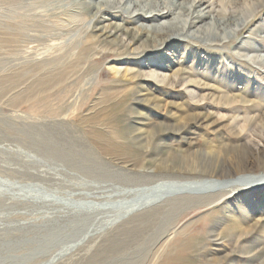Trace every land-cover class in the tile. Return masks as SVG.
Returning a JSON list of instances; mask_svg holds the SVG:
<instances>
[{"label": "rangeland", "instance_id": "obj_1", "mask_svg": "<svg viewBox=\"0 0 264 264\" xmlns=\"http://www.w3.org/2000/svg\"><path fill=\"white\" fill-rule=\"evenodd\" d=\"M88 1L0 0V264H264V191H172L123 212L184 167H264V0L214 4L239 20L229 35L251 18L234 38L206 19L168 44H131L135 26ZM94 31L127 47L95 61Z\"/></svg>", "mask_w": 264, "mask_h": 264}, {"label": "bare ground", "instance_id": "obj_2", "mask_svg": "<svg viewBox=\"0 0 264 264\" xmlns=\"http://www.w3.org/2000/svg\"><path fill=\"white\" fill-rule=\"evenodd\" d=\"M217 1H222V0H212L208 8L200 9L201 7L200 3H202L203 0H193V2L190 5L184 2L179 3L178 1H174V0H168V1L167 0H159V1L89 0L88 2H85V9L94 10L95 12L92 16L96 18L97 15L102 12H109L115 14L122 13L123 16L126 17V19H124L126 21V24L134 25L135 26L134 30L137 31V36H134L130 41L131 44L132 43L136 44L141 42L142 37L146 33L153 34V36L163 40L162 44H168L169 42H172V40L176 38V34L179 36L187 37L189 35L190 29L197 27L199 23H202L206 19L212 20V23H209L210 26H207L208 27L207 31L208 32L210 31L211 36L220 37L222 39L223 38L227 39L229 37L234 38L237 35H239L242 30L247 28L249 22L251 21V18L249 21L242 20V23L237 25L240 27V29L237 28L236 30L230 33L231 35H229L226 32L227 28H229L232 25V22H237L239 20L236 19L234 15H230V17H227L226 13H224L223 17L221 18H218V15L211 17L213 12L215 11H216L215 13L218 14L220 13V11L216 10V7H214V4ZM180 14L181 15L187 14L188 19H181ZM123 31L124 33L127 34L132 32L127 26L123 28ZM104 36L105 35H98L97 31H94L93 34L89 36V40H88L89 45L85 47L83 51L88 55L92 54L91 58L95 61H97L100 57H102L103 55L109 52H111L112 54L120 53L119 49L123 47L122 45H125L123 42L119 43V41H113V40L111 41L109 40L108 37L103 38ZM101 38L103 39L101 40ZM150 42L151 39L144 40L141 43L148 44ZM97 43L99 45L102 44L101 49L100 46L98 45L93 46L96 45ZM112 47H117V48L112 50ZM125 47L127 46L125 45ZM126 51L127 49L121 52L124 53ZM241 99H243V96L240 94L237 95L227 94L219 101V103L233 104ZM243 100L241 101V103L243 102ZM236 107L238 108V106ZM245 111L247 114L246 109ZM257 118L253 116L249 119V121L256 122ZM183 169L184 170L182 171L179 170L178 173L184 175L175 176L174 174H171L170 176L179 177V178H177V180L175 181L169 180V181H162L156 183L154 186L149 188L148 191L145 194H143L140 198L126 205L124 207L123 212L128 213L133 209L145 207L152 203H157L159 202V200H161L163 197H165L167 194L171 193L172 191L187 193L191 195L200 194L203 196L204 195L206 196L208 194H215V192L223 191V190H227V193H231V194L233 191H246V192L251 191L258 193L264 191V167L257 168L256 172H249L242 174L239 173L236 177H232V175L234 176V173H229L222 178H219L218 174L212 172L209 174L210 177L208 178L206 173L205 174L203 172L201 173V171H199L196 168V166L184 167ZM171 173H176V171L175 172L172 171ZM213 200H215V198ZM192 202H194V199L192 200ZM203 202L202 201L200 202L202 203V206L200 207L202 209L204 208L206 209L208 207L215 208L217 206L214 205L216 204L215 201L211 203L209 201L208 203V200H206L207 203L204 202V205ZM207 217H210V215L209 214L204 215L201 218V222H203L204 219Z\"/></svg>", "mask_w": 264, "mask_h": 264}]
</instances>
